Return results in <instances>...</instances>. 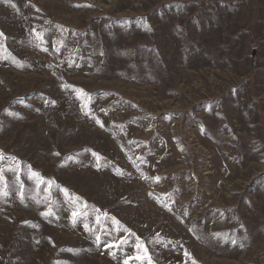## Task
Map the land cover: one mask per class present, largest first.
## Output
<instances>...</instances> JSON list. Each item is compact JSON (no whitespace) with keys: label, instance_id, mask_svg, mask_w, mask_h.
Here are the masks:
<instances>
[{"label":"rangeland","instance_id":"obj_1","mask_svg":"<svg viewBox=\"0 0 264 264\" xmlns=\"http://www.w3.org/2000/svg\"><path fill=\"white\" fill-rule=\"evenodd\" d=\"M0 264H264V0H0Z\"/></svg>","mask_w":264,"mask_h":264},{"label":"snow or ice","instance_id":"obj_2","mask_svg":"<svg viewBox=\"0 0 264 264\" xmlns=\"http://www.w3.org/2000/svg\"><path fill=\"white\" fill-rule=\"evenodd\" d=\"M98 159H99V158H98ZM34 175H36V174H34ZM76 215H77V213L74 212V213H73V216L75 217Z\"/></svg>","mask_w":264,"mask_h":264}]
</instances>
